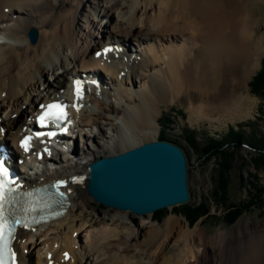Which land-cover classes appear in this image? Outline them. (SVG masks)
<instances>
[{
  "label": "bare ground",
  "instance_id": "bare-ground-1",
  "mask_svg": "<svg viewBox=\"0 0 264 264\" xmlns=\"http://www.w3.org/2000/svg\"><path fill=\"white\" fill-rule=\"evenodd\" d=\"M36 1L0 0V23L4 24L17 15H24L20 19L19 16L17 17L19 20L13 29H6V26L1 27L0 25V106H7L5 111L7 108L11 109L10 114L23 112L20 109V105L24 103L22 101L29 100L27 98L29 92L35 90L39 83H42L43 87V91L39 93L46 94L48 91L65 86L67 75L72 72H89L96 68L106 73L118 70V73L121 74L123 71L116 67L114 62L105 59L108 58L105 56L106 54L94 56L106 41H94L92 34H88V42L85 46H80L79 50L76 41L78 38L72 27L76 13L74 6L52 7L48 1L44 2V0L37 1L41 3L37 6ZM76 1L80 3L83 0ZM248 1L134 0L131 3L127 2V5L116 3L115 12L119 13L122 18L128 16L125 18L129 20L127 22L130 27L124 23H118V25L115 23L116 19L108 11H101V15L105 16L107 21L110 20V26L104 25V20L100 28V32L103 33L101 39L106 38L107 42H114L124 48L125 39L139 42L141 35L145 36L144 39L147 41L148 34L177 35L180 33L187 45L181 49H166L162 56L158 52L153 55L147 52V56H151L153 60L150 64H145L146 62L141 60H131L135 68L133 71L125 70L124 83L130 82L134 73L138 75L135 77H140L138 73L140 68L155 69L159 66L160 61H163L165 66L160 68L150 79L147 88L137 92L136 95L128 89H118L117 96L126 98V102L130 103L125 108L126 111L115 106L106 107L110 108L113 113L123 111L126 118V126L118 128L119 136L112 144L113 147L104 151V154H102L103 152L96 155L87 153L86 161L79 163L77 159H72L74 155L78 156L77 147L73 146L68 154L70 161L75 163L69 162L68 167L57 171V175L53 177L45 175L41 178L44 181L60 178L66 182V187H64L68 195L66 214L52 222L48 228L58 230L63 227L66 230L64 238L60 239V250L53 248L55 243H51L47 248L53 253L54 260L59 257L58 264H186L187 260L192 259H196L198 264H264V224L252 230L248 227L244 230L233 229L226 232L219 230L209 237L200 230H184L180 219L170 217L162 227L152 226L150 237L147 240L142 243L136 242L134 249L128 246L127 250L122 251L118 247V243H120L118 237L122 230L106 225L97 229V232L88 233L89 236L86 237L85 248H82V252L77 250L75 238V233L82 230V225H76L73 221L66 227L68 219L71 217L73 219L75 216L74 208L78 202L83 203V209L86 210L92 199L96 200L93 196L92 198L89 196L90 193L87 189L91 163L102 157L113 156L119 151L122 152L143 142L153 140L157 135L162 107L172 105L178 100L184 101L189 109L193 108L197 112L196 116H201L204 112H208L210 115L218 112L234 114L243 109L245 102L238 93L239 89L254 74L262 57V53L258 52L259 46L251 42L249 25L252 18L247 15L245 10ZM141 5L153 9L155 5V14L151 17L139 18ZM3 11H8L11 17H7L5 14L2 16ZM34 12L39 13H35L37 17L34 16ZM47 15L49 16L47 17ZM26 16L28 18H25ZM35 17L40 18L41 21L36 20ZM139 23L144 25L140 35L136 33ZM114 24L119 26V30L115 27L112 28ZM31 29L37 32L34 43L29 40L28 33ZM112 32L114 33L111 38L114 40L110 41L108 36ZM186 32L191 34L187 36ZM3 36L7 37V42H3ZM121 36L124 41L121 40ZM191 45L192 50L188 52L186 48ZM123 52L124 49L122 54H124ZM48 71L54 76L53 80L46 78L45 72ZM228 86H234V90H230L231 93H226ZM88 87L85 88L88 89ZM85 88L83 89L84 98L80 100V109L74 110V107L70 109L75 115L74 118L80 119L81 114L86 112L82 107L86 99L87 89ZM93 88L98 89L96 86ZM38 96H31V101H36ZM251 102L248 100L249 104ZM99 104L104 105L101 102ZM33 105L34 103L28 109H31ZM195 105H197L196 108H194ZM92 112L94 113L95 110L89 109L87 116L90 117ZM16 122H18L17 119H3V123L7 125ZM85 122L86 125L91 123L89 120H85ZM96 150L99 152L98 149ZM57 158L54 155L53 157L45 156L43 162L45 163L49 159L54 161ZM74 168L75 170H73ZM38 179L40 180V178ZM39 180L35 181L42 182ZM115 209L124 212L131 211ZM152 214L151 212L147 213L150 220H152ZM174 235L176 237L174 244H170L169 241ZM31 236L25 231L22 232V237L26 241H31ZM179 241L184 245H178ZM24 247L25 243H22V248ZM138 247L141 249L145 247L144 256L136 251ZM201 247L202 250H200ZM154 248L156 250L153 251L151 257L145 256L146 252L148 254ZM47 249L44 247L43 251L41 249L37 251L35 262L41 261L40 255ZM63 250L69 251V258L60 263ZM155 254L158 255L154 257ZM30 259L28 255L20 254L21 264L25 260L30 261Z\"/></svg>",
  "mask_w": 264,
  "mask_h": 264
},
{
  "label": "rangeland",
  "instance_id": "rangeland-1",
  "mask_svg": "<svg viewBox=\"0 0 264 264\" xmlns=\"http://www.w3.org/2000/svg\"><path fill=\"white\" fill-rule=\"evenodd\" d=\"M37 1L35 3L38 6L41 3H38ZM45 1H48V4L52 7H59L63 5L74 6L76 13L74 14L75 16L72 27L76 34L75 36L78 38L76 41L78 42V48L80 50V46H85L88 42V34H92L94 36V41L98 42L101 40L102 42H107L106 38L101 39L103 33L100 32V28L104 20L105 22L103 24L110 26V20L108 19L107 21L106 17L101 15L102 10L108 11L110 15L117 20H115V23H124V25L130 27L129 23L127 22L129 20L126 19L128 16H124L122 18L119 13L115 12L114 6L116 3H118V5H127V2L131 3L134 0H83L80 1V3H78L76 0H44V2ZM245 10L247 15L252 18L251 24L249 25L252 39L251 42H253L254 45L259 46L258 52L262 53V57L259 67L256 69L254 74L249 79H247V81L243 83L239 89L238 93L243 97V101L245 102L243 109L239 113L234 114L218 112L214 115H210L208 112H204L203 115L196 116L197 112L194 111L193 108L189 109V106L184 101L178 100L172 105L162 107L158 122L159 124L157 127V135L154 139H159L161 133H164L166 137L176 140L177 144L182 148L187 161V185L188 191H190L189 201L184 204H177L172 207L170 206L159 209L162 210L161 212H163V216H161L159 219L157 218L159 213H156L158 210L151 212L153 213L151 217L152 220L149 219V215L147 214L140 215L131 211H119L115 208L106 206L105 204H100L93 199L89 208L86 210L83 209V203L81 204L78 202L77 206L74 208V218L72 219L71 217L68 219V223L66 222V227L71 225L73 221L76 225H82V230L75 233V238L78 242H76L78 251L82 252V248H85L84 242H86V237L89 236V232H97V229L99 230L102 226L106 225L107 227L112 228L115 226L118 230H122V233H120L118 237V242H120L118 243V247L121 248L122 251L124 249L127 250L128 246H131V249H134L136 242L142 243L147 240L150 237L151 227L154 225L162 227L165 221L170 217L180 219V224L184 230H200L209 237L216 234L219 230L226 232L232 231L233 229L244 230L246 227L252 230L264 224V169L262 167H256L254 164V158L257 157V152L260 149V146L259 143L257 145L252 144V139L256 141L258 139L264 140V96H262V94L254 93L251 86L249 85V82L254 79V77L262 70L263 67L264 0H249ZM155 12V5L154 9L152 7L147 8L146 5H141L138 16L139 18H147L153 16ZM35 13L38 12L33 13L34 16L37 17V14ZM3 14H5L7 17H11L8 11H3L2 16ZM18 16L19 15H17L15 19L12 17V20L10 19L4 24L0 23L1 27L6 26V29L15 28L17 20L24 17V15H20L18 19ZM48 16L49 15H47V17ZM36 17V20L41 21L40 18ZM25 18L28 17L26 16ZM11 21L12 25L9 23ZM117 24H114L115 26L113 25L112 28L115 27L117 30H119V24ZM137 27L138 28L136 29H138V31L136 33L140 35V32L144 29V25L139 23ZM113 33L114 32L110 33L111 35L108 36L110 41L114 40L111 38V36L113 37ZM119 34L121 35L122 33ZM186 34L188 36L191 33L189 34V32H186ZM147 36H149L147 41L144 39L145 36L142 35L141 40L139 39V42L136 40L129 41L128 39H125V44H127L128 49L126 51L124 49V54H122L120 57L116 59H110L112 62H114L116 67L123 70L121 71V74L118 73V70H115L117 73H101L107 84L112 88L110 92H107V90H105L104 86L102 85L100 87L102 89L100 96H96L95 88L92 89V87H90V89L88 87L86 99L82 105L84 111L86 112L81 114L80 119L76 117L77 120L82 122L80 124L81 128L78 131L79 133L77 134L79 137L76 151H78L79 157L74 155V158L72 159H77L79 163H83L86 161L85 158L87 153L88 155H96L101 152L104 154V151H107L108 148H112V144L116 142L119 136L118 128H124L126 126V118L123 115V111H120V113H113L111 112L110 108L107 109L106 107L115 106L120 110L123 109L126 111L127 109L125 108L128 107L130 103L128 101L126 102V98L117 96L118 89L125 88L134 92L136 95L137 92L145 90L149 85L150 79L155 75V73L158 72V70H160V68L165 66L163 61H160L158 63L159 66H157L155 69L146 67H143L142 69L140 68V70H138L140 77H135L138 75L133 72L134 76L131 77V81L124 83L125 70L128 69L129 71H133V68H135L132 64L133 60H141L145 61V64H150V62H153V60L151 56H147V52L152 55L153 53L158 52L159 55L162 56L166 49H181V47H185V45H187L184 43V38L182 35H180V33L177 35H167L164 33H160L159 35L153 33L148 34ZM89 39L91 38L89 37ZM123 39V36H121V40ZM2 40H4L3 42H7L8 39L5 36ZM186 49L188 52L189 50L191 51L192 45ZM64 53L66 54L67 52L65 51ZM124 56L125 60H123ZM136 57H139V59ZM105 59L108 58L106 57ZM45 76L48 79H51L52 77L54 78L50 71L45 72ZM67 82L68 80L66 78L65 83ZM226 89V93H231V91L234 90V86H228ZM40 91H43L42 83H39L35 90H31L29 92V97H27L29 100L22 101V103L24 102L27 106L26 108L22 109V114L18 112L20 116H25L27 109L31 107L32 103L36 102L31 101V96L37 97L39 94L38 97L40 98L45 95L39 93ZM248 100L252 102L249 104ZM99 102L104 105L101 106ZM85 105H87V108ZM197 105H195L194 108H196ZM6 107L3 106V110L6 109ZM89 109L95 110L94 113L92 112L93 114L90 117L87 116V111H89ZM10 118L11 117L9 116L5 119L8 120ZM85 120H89L91 123L86 125ZM230 127L236 131H242L246 136L239 141L236 140L234 142L229 141L223 143V145L218 148L220 151L218 149H215L214 151L212 149L209 151L206 150V146L210 138L220 139L228 132ZM188 136L194 137V146L187 144L185 141V138ZM95 141L96 143H94ZM96 149H98L99 152H96ZM120 152L121 151L117 153ZM51 157H53V155H51ZM49 160V162L46 161L48 162V166L46 163H43V161L38 166L39 168L44 166L43 172L45 171V174L40 172L41 174H39L38 177L43 178L45 175L47 177H53L57 175V171H62L68 167L69 162L75 163L70 161L68 151L62 154L60 157L58 156L56 159L57 161L54 160L51 162L52 160ZM55 166L56 169H54ZM223 168H225V176L227 179L226 191H223L219 186L220 180L222 181V178H220V173L223 171ZM73 170H75V168ZM89 196L92 198L91 195ZM220 197L224 199L221 200ZM201 201L205 202L207 205V214L200 216L192 223L189 222L182 210L186 207H195L201 203ZM233 210L238 212L237 217L232 220V216V222L226 221L227 215ZM65 233L66 230L63 227L58 230L54 229L51 232H33L34 237L40 235L42 240L45 239V241L48 242L46 249L51 245V243H57L55 249H57L56 247L58 245L60 248L61 240L64 238ZM31 237L33 238V236ZM175 238L176 237L174 235L170 239L169 243L174 244ZM39 243L40 241L30 243V245H28L29 252L34 250V252L36 251L37 253L38 250L43 249L44 247L36 249ZM119 244L123 245L120 246ZM178 245H182V242L179 241ZM144 250L145 247L142 249L138 247L136 251L144 256ZM155 250L156 248L151 250V252H148V254L146 252L145 256L148 258L151 257L153 251ZM200 250H202V247ZM157 255L158 254H155L153 256L155 257ZM32 256L33 255L30 254L29 257L31 258ZM195 260L196 259H192L190 261L187 260L186 264H198Z\"/></svg>",
  "mask_w": 264,
  "mask_h": 264
},
{
  "label": "water",
  "instance_id": "water-1",
  "mask_svg": "<svg viewBox=\"0 0 264 264\" xmlns=\"http://www.w3.org/2000/svg\"><path fill=\"white\" fill-rule=\"evenodd\" d=\"M37 32L31 29V43ZM88 191L98 202L137 214L184 204L190 199L182 148L153 139L91 163Z\"/></svg>",
  "mask_w": 264,
  "mask_h": 264
},
{
  "label": "trees",
  "instance_id": "trees-1",
  "mask_svg": "<svg viewBox=\"0 0 264 264\" xmlns=\"http://www.w3.org/2000/svg\"><path fill=\"white\" fill-rule=\"evenodd\" d=\"M249 85L251 86L252 90L254 91V93L256 94H262V96H264V61H263V67L262 70L254 77V79L252 81L249 82ZM246 135L242 132V131H236L234 130L232 127L229 128L228 132L221 137L220 139H215V138H210L208 141V144L206 146V150H210L212 149L213 151L215 149H218L221 145H223V143L229 142V141H236V140H241L245 137ZM159 139L162 140H168V141H173L175 143L176 140H172L168 137H166V135L164 133H161V135L159 136ZM252 139V144L257 145L259 143L260 149L257 152V157L254 158V164L256 165V167H262L264 169V140L262 139H258L257 141ZM185 141L187 142V144L189 145H193L195 144V139L192 136H188L185 138ZM231 143V142H230ZM262 143V144H261ZM205 150V151H206ZM220 151V149H218ZM221 177L222 181L220 180V187L222 188L223 191L227 190V179L225 176V168H223V171H221ZM222 183V184H221ZM220 199H224L222 197H220ZM207 205L205 202L201 201V203H199L197 206H193V207H186L182 210L183 214L186 216L187 220L189 222H193L195 221L197 218H199L200 216L206 215L207 214ZM162 210H158L156 211V213H159L157 218L159 219L161 216H163V212H161ZM237 211L233 210L231 211L227 217H226V221H230L232 222V220L237 217ZM233 216L232 220L231 217ZM208 217V216H206ZM205 217V218H206Z\"/></svg>",
  "mask_w": 264,
  "mask_h": 264
},
{
  "label": "snow or ice",
  "instance_id": "snow-or-ice-1",
  "mask_svg": "<svg viewBox=\"0 0 264 264\" xmlns=\"http://www.w3.org/2000/svg\"><path fill=\"white\" fill-rule=\"evenodd\" d=\"M58 107L56 105H50L49 108ZM54 119H60V117H53ZM43 119V117L41 118ZM27 150V149H26ZM7 176V171L0 165V177ZM13 189L8 188L7 192L11 193ZM63 195V193H58ZM28 196H31L32 193H28ZM7 203L5 199V181L0 179V264H5L3 259L5 251L14 256V253H11V249L8 248V239L12 237L13 233V224L8 222V219L4 215L5 204ZM26 211L34 209H25ZM13 223H19V220H15Z\"/></svg>",
  "mask_w": 264,
  "mask_h": 264
}]
</instances>
